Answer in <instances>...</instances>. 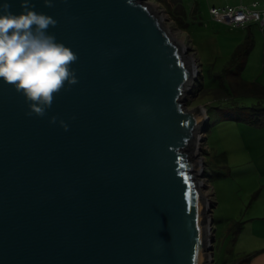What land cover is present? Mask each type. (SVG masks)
I'll use <instances>...</instances> for the list:
<instances>
[{
    "label": "water",
    "instance_id": "95a60500",
    "mask_svg": "<svg viewBox=\"0 0 264 264\" xmlns=\"http://www.w3.org/2000/svg\"><path fill=\"white\" fill-rule=\"evenodd\" d=\"M143 1L31 0L78 82L42 117L0 82V264H214L194 160L209 117L183 101L198 71Z\"/></svg>",
    "mask_w": 264,
    "mask_h": 264
},
{
    "label": "rangeland",
    "instance_id": "374dc122",
    "mask_svg": "<svg viewBox=\"0 0 264 264\" xmlns=\"http://www.w3.org/2000/svg\"><path fill=\"white\" fill-rule=\"evenodd\" d=\"M242 1L248 4L253 0ZM143 2L165 15L172 36L187 47L183 55L197 62V76L183 101L188 110L199 108L209 117L208 124L202 126L204 131L200 133V147L194 158L203 163L197 178L206 185L201 187V192L209 203L206 215L209 220L213 219L214 235L209 232L210 238H214L213 250L207 252L212 253L214 264L239 262L244 258L241 251L247 242L245 238L237 237L243 226L235 232L240 222L247 227L252 202L247 191L256 181L249 172L260 161L257 157L259 148H264V128L255 127L264 126L252 127L236 120L238 115L245 113L238 106H251L256 98L225 91L219 87V77L236 47L250 36L253 47L239 77L244 82L256 81L264 86V29L261 31L255 25L245 29L232 28L212 19L209 7L237 5L240 0H182L184 13L172 0ZM225 84L228 86L229 81Z\"/></svg>",
    "mask_w": 264,
    "mask_h": 264
},
{
    "label": "clouds",
    "instance_id": "9594fccd",
    "mask_svg": "<svg viewBox=\"0 0 264 264\" xmlns=\"http://www.w3.org/2000/svg\"><path fill=\"white\" fill-rule=\"evenodd\" d=\"M21 10H11L9 0H0V82L11 84L27 104V116H44L51 107L54 94L78 82L71 67L77 60L74 51L47 31L57 21L39 12L31 0H20ZM52 7L54 0H43ZM57 116L49 117L56 123ZM60 126L67 131L63 119Z\"/></svg>",
    "mask_w": 264,
    "mask_h": 264
},
{
    "label": "trees",
    "instance_id": "16d2710c",
    "mask_svg": "<svg viewBox=\"0 0 264 264\" xmlns=\"http://www.w3.org/2000/svg\"><path fill=\"white\" fill-rule=\"evenodd\" d=\"M172 1L179 4L178 7L182 13L185 12V9L181 4L182 0ZM247 38V41L236 47L227 66L222 71V76H218L220 78L219 87H223L225 91L231 92L240 97L243 96L247 98H256V102L251 106H238V108L240 110H243L245 113L238 115L236 120L245 122L246 124L252 126H264V86L260 85L256 81L250 83L244 82L239 77L241 71L244 69L248 55L253 47V41L251 37L249 36ZM226 81H229L228 86H226L225 84ZM239 224L241 225V222ZM239 224V227L238 229H236L235 233H237L242 228L244 222H242L241 226Z\"/></svg>",
    "mask_w": 264,
    "mask_h": 264
},
{
    "label": "crops",
    "instance_id": "0c3cea01",
    "mask_svg": "<svg viewBox=\"0 0 264 264\" xmlns=\"http://www.w3.org/2000/svg\"><path fill=\"white\" fill-rule=\"evenodd\" d=\"M255 26L259 27L258 25ZM259 28L261 29V27ZM255 128L261 130L264 127ZM259 152L257 157L260 158V161L257 167L249 172V176L253 175L257 182L255 181L247 191L252 201L249 205L250 213L246 221V223L248 222L247 227L243 225L242 230H239L237 235L238 239L245 238L247 242L241 251L244 258L239 262H232V264H264V148H259Z\"/></svg>",
    "mask_w": 264,
    "mask_h": 264
},
{
    "label": "built area",
    "instance_id": "2783aa9c",
    "mask_svg": "<svg viewBox=\"0 0 264 264\" xmlns=\"http://www.w3.org/2000/svg\"><path fill=\"white\" fill-rule=\"evenodd\" d=\"M219 1L227 2L228 0ZM209 13L214 21L232 28L245 29L252 25L264 28V0H253L248 4L240 0L237 5L211 6Z\"/></svg>",
    "mask_w": 264,
    "mask_h": 264
},
{
    "label": "bare ground",
    "instance_id": "6f19581e",
    "mask_svg": "<svg viewBox=\"0 0 264 264\" xmlns=\"http://www.w3.org/2000/svg\"><path fill=\"white\" fill-rule=\"evenodd\" d=\"M159 14H161L162 16H163V18H166L165 17V15L163 14V13H160V12H158ZM185 47V46H184ZM186 49L185 50H187V47H185ZM191 58V57H190ZM192 61H193V63H194V65H195V68H196V72L198 71V65H197V62H196V60L193 58L192 59ZM190 86V88L192 87V82H191V84L189 85ZM188 86V87H189ZM201 136H202V134H201ZM203 164V163H202ZM203 166V165H202ZM203 168V167H202ZM201 182H202V186L201 187H204V186H206L205 184H204V182L202 181V180H200ZM208 201H209V199H208ZM208 205H209V203H208Z\"/></svg>",
    "mask_w": 264,
    "mask_h": 264
},
{
    "label": "snow or ice",
    "instance_id": "6c2138e0",
    "mask_svg": "<svg viewBox=\"0 0 264 264\" xmlns=\"http://www.w3.org/2000/svg\"><path fill=\"white\" fill-rule=\"evenodd\" d=\"M184 179H185V180H187V179H188V177H187V176H184Z\"/></svg>",
    "mask_w": 264,
    "mask_h": 264
}]
</instances>
